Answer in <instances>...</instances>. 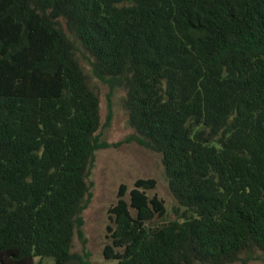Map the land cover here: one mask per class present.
I'll use <instances>...</instances> for the list:
<instances>
[{
  "label": "trees",
  "instance_id": "trees-1",
  "mask_svg": "<svg viewBox=\"0 0 264 264\" xmlns=\"http://www.w3.org/2000/svg\"><path fill=\"white\" fill-rule=\"evenodd\" d=\"M97 79L161 155L176 217L122 184L115 264L264 259V0H0V264L74 251L103 145ZM164 220V221H162Z\"/></svg>",
  "mask_w": 264,
  "mask_h": 264
},
{
  "label": "rangeland",
  "instance_id": "rangeland-1",
  "mask_svg": "<svg viewBox=\"0 0 264 264\" xmlns=\"http://www.w3.org/2000/svg\"><path fill=\"white\" fill-rule=\"evenodd\" d=\"M93 81L100 94L101 125L97 135L103 146L96 150L88 178L91 200L83 212L81 233L75 235L74 251L81 253L88 264H115V260L104 257L103 251L110 243L108 226L113 225L109 209L116 203L121 185H127L128 197L136 180L156 179V187L147 193L164 200L167 208L164 220L176 217L177 200L169 188L161 155L132 139L134 131L123 106L124 89H111L97 79ZM44 263L54 264V261L45 259ZM249 264H264V259Z\"/></svg>",
  "mask_w": 264,
  "mask_h": 264
}]
</instances>
